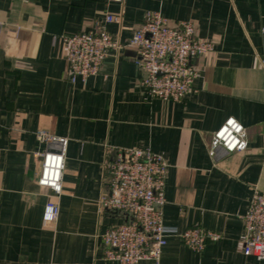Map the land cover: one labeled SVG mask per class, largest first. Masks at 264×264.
<instances>
[{"label":"crops","instance_id":"1","mask_svg":"<svg viewBox=\"0 0 264 264\" xmlns=\"http://www.w3.org/2000/svg\"><path fill=\"white\" fill-rule=\"evenodd\" d=\"M150 10L191 22L212 45L193 59L194 90L180 101L150 98L141 84L129 39ZM106 14L117 17L105 27L123 48L71 82L63 37ZM229 117L245 127L247 147L211 157L212 133ZM40 130L67 139L58 195L37 183V153L57 145L40 142ZM120 147L166 159V225L220 236L201 252L169 236L160 264H264L242 253L241 218L264 191V0H0V264H117L98 236L127 220L100 208L104 162ZM48 200L59 212L44 224Z\"/></svg>","mask_w":264,"mask_h":264},{"label":"built area","instance_id":"2","mask_svg":"<svg viewBox=\"0 0 264 264\" xmlns=\"http://www.w3.org/2000/svg\"><path fill=\"white\" fill-rule=\"evenodd\" d=\"M114 21H117L116 16L106 14L103 23L63 37L71 82L85 81L98 74L110 52L123 48L106 30L105 24ZM129 45L136 50L134 62L143 71L141 84L148 96L172 101H180L194 90L198 72L193 59L212 50L209 40L196 36L191 22L171 23L157 10L146 12L144 20L132 32ZM36 136L46 145L57 143L56 149L37 153L41 160L37 183L58 195L62 190L67 139L42 130L37 131ZM246 147L245 127L229 117L213 131L208 154L216 157L218 153L240 152ZM112 151L113 156L104 162L108 192L101 197L100 208L118 211L127 220L99 234L106 261L160 264L169 236L179 237L194 252H201L207 240L219 239L218 233L201 226L179 231L164 223L162 208L166 202L164 188L168 163L161 154L149 147H120ZM58 212V204L48 200L43 208V223L54 222ZM241 218L242 253L264 256V191L256 190L252 194Z\"/></svg>","mask_w":264,"mask_h":264}]
</instances>
